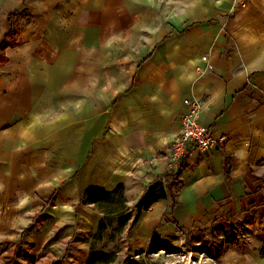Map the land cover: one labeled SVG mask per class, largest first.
Instances as JSON below:
<instances>
[{
    "label": "crops",
    "instance_id": "1",
    "mask_svg": "<svg viewBox=\"0 0 264 264\" xmlns=\"http://www.w3.org/2000/svg\"><path fill=\"white\" fill-rule=\"evenodd\" d=\"M186 98L224 138L167 173ZM107 215L116 259L264 234V0H0V244L61 228L85 264Z\"/></svg>",
    "mask_w": 264,
    "mask_h": 264
},
{
    "label": "rangeland",
    "instance_id": "2",
    "mask_svg": "<svg viewBox=\"0 0 264 264\" xmlns=\"http://www.w3.org/2000/svg\"><path fill=\"white\" fill-rule=\"evenodd\" d=\"M116 226L114 218L102 239L95 244L97 249L115 251L114 261L108 264H126V261L131 264H138L139 261L144 264H181V248L186 246L193 251L194 259L184 264H192V261L194 264H254L256 260H260L264 249V234L260 233L240 240L242 238L231 239L224 232L217 231L197 233L189 238L173 231L169 240L152 241L146 250L137 249L132 251L130 257L116 259V249L124 243L116 238L118 231L113 232ZM60 230L61 228H57L50 232L48 229H31L30 240L21 241L23 235H26L22 231L20 238L10 239L6 243L4 241L0 244V264H81L82 261L74 255L79 248L76 236L70 234L62 238Z\"/></svg>",
    "mask_w": 264,
    "mask_h": 264
},
{
    "label": "built area",
    "instance_id": "3",
    "mask_svg": "<svg viewBox=\"0 0 264 264\" xmlns=\"http://www.w3.org/2000/svg\"><path fill=\"white\" fill-rule=\"evenodd\" d=\"M205 59V57H204ZM187 110L180 117V132L171 142L168 151L167 173L178 169L188 147H194L200 151H206L212 146L223 141V136H214L210 130L200 123V112L205 106L202 99H184ZM181 264L189 263L194 259L193 251L189 247L181 248ZM195 256V255H194ZM194 264V261H192Z\"/></svg>",
    "mask_w": 264,
    "mask_h": 264
},
{
    "label": "trees",
    "instance_id": "4",
    "mask_svg": "<svg viewBox=\"0 0 264 264\" xmlns=\"http://www.w3.org/2000/svg\"><path fill=\"white\" fill-rule=\"evenodd\" d=\"M18 15V13L13 14L12 16H10V23H12V21L16 18V16ZM185 155L183 156L181 162H180V166L177 170V173H181V171L184 169V167L186 166L185 162ZM176 183L174 180H170V183H168V187L172 193V196L174 197L175 192L173 193V186H175ZM91 192V191H90ZM93 196L90 197V199L92 200H99L100 198H103L105 196H102V191L98 190V189H92ZM164 196L163 190L162 188H158L157 185H153L149 188L148 192L145 194V196L143 197L142 201H141V206H143L144 208H147L152 201L156 200L159 197ZM118 201H122V197L119 195L118 197ZM110 215H107L106 217H102L100 220V223L98 225V228L95 232V234L92 237V241H91V246H90V251H89V255L86 261V264H108L112 261H114L115 258V251H105L103 249H97L95 247V244L97 241L101 240L103 237V233L107 230L108 225L110 226V224L112 223V221L114 220V218H110ZM128 216H124L122 217V221H120V219L117 221V228L118 227H122L120 225V222H123L125 220V218H127ZM35 220L32 222L31 225L35 224ZM30 225V226H31ZM128 260V259H127ZM126 264H131L129 263V261H126ZM138 264H144L143 261H139Z\"/></svg>",
    "mask_w": 264,
    "mask_h": 264
}]
</instances>
